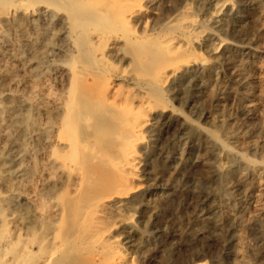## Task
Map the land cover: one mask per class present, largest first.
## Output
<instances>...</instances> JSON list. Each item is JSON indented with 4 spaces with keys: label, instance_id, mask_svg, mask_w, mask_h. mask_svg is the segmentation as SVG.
<instances>
[{
    "label": "rangeland",
    "instance_id": "obj_1",
    "mask_svg": "<svg viewBox=\"0 0 264 264\" xmlns=\"http://www.w3.org/2000/svg\"><path fill=\"white\" fill-rule=\"evenodd\" d=\"M0 259L264 264V0H0Z\"/></svg>",
    "mask_w": 264,
    "mask_h": 264
},
{
    "label": "bare ground",
    "instance_id": "obj_2",
    "mask_svg": "<svg viewBox=\"0 0 264 264\" xmlns=\"http://www.w3.org/2000/svg\"><path fill=\"white\" fill-rule=\"evenodd\" d=\"M100 1H101V0H100ZM18 3H19V1H18ZM94 3H95V2H94ZM68 11H69V10H68ZM123 12H124V11H123ZM122 14H123V13H122ZM97 15H98V14H97ZM104 16H105V15H104ZM116 17H117V16H116ZM124 17H125V16H124ZM94 18H96V17H94ZM100 18H101V17H100ZM102 18L104 19V17H102ZM117 19H119V18H117ZM117 19H116V20H117ZM124 20H125V19H124ZM128 21H129V20H128ZM118 22H119V21H118ZM114 23H115V22H114ZM116 23H117V22H116ZM125 23H126V22H125ZM80 25H81V24H80ZM80 25H79V26H80ZM84 25H85V24H84ZM73 26H74V25H73ZM85 26H87V25H85ZM87 27H88V26H87ZM130 28H131V27H130ZM85 29H86V28H85ZM87 29H88V28H87ZM94 29H95V28H94ZM94 32H95V31H94ZM96 32H97V31H96ZM100 33H101V32H100ZM102 33H103V32H102ZM83 34H84V33H83ZM89 35H90V34H89ZM106 37H107V36H105V38H106ZM118 37H119V36H118ZM135 38H136V37H135ZM113 39H114V38H113ZM113 39H112V40H113ZM171 39H172V38H171ZM171 39H170V40H171ZM87 40H88V39H87ZM170 40H169V41H170ZM173 40H174V39H173ZM173 40H172V42H173ZM183 41H184V40H183ZM112 42H113V41H112ZM164 42H165V41H164ZM178 42H179V41H178ZM103 44H105V43H103ZM155 44H156V43H155ZM163 44H164V43H163ZM163 44H162V45H163ZM166 44H167V43H166ZM170 44H172V43H170ZM157 45H159V44L157 43ZM160 46H161V45H160ZM170 46H172V45H170ZM170 46H169V47H170ZM174 46H175V45H174ZM156 47H157V46H156ZM186 48H188V47H186ZM171 50H172V49H171ZM171 50H170V52H171ZM176 50H178V49H176ZM165 51H166V50H165ZM172 52H173V50H172ZM168 54H169V53H168ZM175 55H176V54H175ZM177 55H178V54H177ZM182 55H183V54H182ZM175 57H176V56H175ZM180 57H181V56H180ZM182 57H183V56H182ZM177 58H179V57H177ZM174 65H175V64H174ZM174 65H173V66H174ZM162 67H163V66H162ZM163 69H164V68H163ZM171 71H172V69H171ZM162 72H164V71H162ZM126 73H127V72H126ZM166 73H167V72H166ZM173 73H174V72H173ZM142 74H143V73H142ZM171 74H172V73H171ZM171 74H170V75H171ZM135 75H136V74H135ZM157 75H158V74H157ZM161 75H162V74H161ZM163 75H165V73H164ZM166 75H167V74H166ZM173 75H174V74H173ZM144 76H145V75H144ZM162 77H163V76H162ZM162 77H161V78H162ZM170 77H171V76H170ZM126 78H127V77H126ZM155 78H156V80L158 79V78L156 77V75H155ZM167 78H168V77H167ZM165 79H166V78H165ZM170 80H171V78H170ZM142 81H143V80H142ZM153 81H154V80H153ZM159 81H160V80H159ZM159 81H158V82H159ZM163 81H164V80H163ZM168 81H169V80H168ZM139 82H140V81H139ZM160 82H161V81H160ZM164 83H165V82H164ZM164 83H163V84H164ZM103 94H104V93H103ZM116 94H117V93H116ZM106 99H107V98H106ZM103 102H104V101H103ZM147 104H148V102H147ZM147 104H146V105H147ZM118 105H119V104H118ZM137 106H138V105H137ZM151 106H152V105H151ZM143 107H144V105H143ZM143 107H142V108H143ZM145 107H147V106H145ZM119 108H120V107H119ZM132 108H133V107H132ZM135 108H136V107H135ZM147 108H149V107H147ZM147 108H146V109H147ZM116 110H117V109H116ZM118 110H119V109H118ZM149 110H150V108H149ZM126 111H127V110H126ZM111 112H112V111H111ZM117 112H119V111H117ZM151 112H152V110H151ZM122 113H124V112H122ZM136 113H137V111H136ZM136 113H135V114H136ZM139 113H140V112H139ZM135 114H133V115H135ZM119 116H120V115H119ZM145 116H146V115H145ZM121 117H122V116H121ZM133 117H134V116H133ZM142 117H143V116H142ZM142 117H141V118H142ZM116 119H117V118H116ZM120 119H121V118H120ZM124 120H125V119H124ZM135 120H137V119L134 118V121H135ZM137 121H138V120H137ZM132 122H133V121H132ZM118 123H119V122H118ZM124 123H125V122H124ZM135 123H136V121H135ZM135 123H134V124H135ZM115 124H116V123H115ZM142 124H143V123H142ZM118 126H119V124H118ZM128 127H129V125H128ZM138 131H139V130H138ZM128 132H129V131H128ZM136 132H137V131H135V133H136ZM143 132H144V131H143ZM138 133H139V132H138ZM128 134H129V133H128ZM130 134H131V133H130ZM131 135H132V134H131ZM136 136H137V135H136ZM120 138H121V137H120ZM140 138H141V137H140ZM120 140H121V139H120ZM122 140H123V139H122ZM139 141H140V140H139ZM120 142H121V141H120ZM125 142H126V141H125ZM128 142H130V141H127V143H128ZM131 142H132V141H131ZM133 142H134V140H133ZM127 146H128V145H127ZM132 147H133V146H132ZM123 148H124V146H123ZM116 150H117V149H116ZM119 151H120V150H119ZM122 151H123V150H122ZM111 153H112V152H111ZM124 153H126V152H124ZM121 154H122V152H121ZM125 156H126V155H125ZM130 157H131V155H130ZM125 159H126V158H124V160H125ZM107 161H108V160H107ZM113 161H114V160H113ZM111 163H112V162H111ZM126 163H128V162L126 161ZM126 163H125V164H126ZM119 164H120V163H119ZM122 164H123V163H122ZM114 165H115V164H114ZM131 165H133V164H131ZM131 165H130V166H131ZM122 166H123V165H122ZM114 167H115V166H114ZM114 167H113V168H114ZM136 167H137V166H136ZM116 169H117V168H116ZM119 169H120V168H119ZM128 169H129V168H128ZM117 170H118V169H117ZM117 170H116V171H117ZM131 170H132V169H131ZM136 170H137V169H136ZM125 171H126V170H125ZM134 171H135V170H134ZM119 172H121V169H120ZM126 172H127V171H126ZM129 172H130V171H129ZM129 172H128V173H129ZM121 173H122V172H121ZM86 174H87V173H86ZM123 174H124V173H123ZM124 175H125V174H124ZM126 176H128V174H127ZM130 176H131V175H130ZM132 178H134V177L132 176ZM128 182H129V181H128ZM130 182H131V181H130ZM128 184H129V183H128ZM133 185H134V184H133ZM136 186H137V185H136ZM92 215H93V214H92ZM245 222H246V221H245ZM116 223H117V222H116ZM118 223H119V221H118ZM83 225H84V224H83ZM119 225H120V223H119ZM119 225H117V226H119ZM121 225H122V224H121ZM94 227H95V226H94ZM92 228H93V227H92ZM95 231H96V230H95ZM89 233H91V232H89ZM94 233H95V232H94ZM93 238H94V237H93ZM114 241H115V239H114ZM111 242H112V241H111ZM115 246H116V245H115ZM104 248H105V247H104ZM111 248H112V247H111ZM111 248H110V249H111ZM114 248H115V247H114ZM121 249H122V248H121ZM1 250H2V249H1ZM111 250H112V249H111ZM111 250H110V251H111ZM104 251H105V249H104ZM110 251H109V252H110ZM114 251L116 252V250L113 249V252H114ZM113 254H114V253H113ZM113 254H112V255H113ZM51 256H52V255H51ZM53 256H54V255H53ZM118 256L120 257V255H118ZM110 257H112V256H110ZM49 258H51V257H49ZM49 258H48V259H49ZM53 258L55 259V257H53ZM113 258H114V257H113ZM115 258H118V257L116 256ZM118 259H119V258H118ZM107 260H108V258H107ZM109 260H110V258H109ZM0 261H1V259H0ZM47 261H48V260H47ZM50 261H52V259H50ZM110 261H111V260H110ZM115 261H116V260H115ZM45 262H46V261H45ZM45 262H44V263H45ZM104 262H105V261H104ZM47 263H49V262H47ZM107 263H109V261H108ZM113 264H122V263H119V261H118V262H113Z\"/></svg>",
    "mask_w": 264,
    "mask_h": 264
}]
</instances>
